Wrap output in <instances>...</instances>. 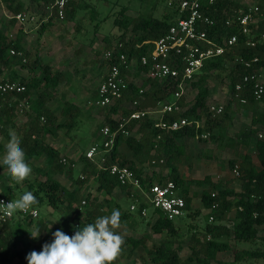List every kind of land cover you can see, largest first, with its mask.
<instances>
[{
	"label": "trees",
	"instance_id": "obj_1",
	"mask_svg": "<svg viewBox=\"0 0 264 264\" xmlns=\"http://www.w3.org/2000/svg\"><path fill=\"white\" fill-rule=\"evenodd\" d=\"M4 1L12 8L13 18L16 11L19 10L17 9L18 4L16 3L12 6L15 0ZM42 1L46 5L51 4V0ZM86 4L83 2L77 5L86 7ZM256 4L262 7L264 6V0H257ZM201 5L202 10L213 21L212 24L203 25L209 38L221 44L223 39L235 34L237 40L234 45L226 48L222 55L206 60L202 71L195 80L189 83L191 88L197 89L193 103L189 105L188 101L182 97L180 104L187 106L186 110L182 113L164 115V119L186 117L192 122L179 129L163 131L153 127L151 119L148 117L131 120L125 125V128L131 130L135 125H138L137 130L141 133L139 138L132 135L123 138L119 133L109 152L96 157L94 160L86 158L84 153L79 156L78 160L75 161L76 163L61 155L56 148L48 144L44 139L45 134L54 132V128L55 130L64 126L68 128L77 118L76 107L69 103L67 99H62L63 104L59 114L64 117L62 122H58L56 115L46 106V102L51 98V91L49 90H54L57 87L63 78L62 73L59 71L52 72L48 64H43L37 59L33 63L23 62V52L20 56L10 54L9 50L11 48L20 51V47L17 42L10 40L6 36V29L0 20V72L1 65L11 61L19 63L21 66H28L30 70L38 66L42 72V77L40 78L31 76L28 80H14L25 84V90L22 93L0 92V130L14 125L15 112L19 108L18 104L21 101H27L28 107L23 106L21 109H25L24 111L30 118L31 124L30 129L21 135V147L26 153L27 163L33 158L42 156L45 162L44 167L34 168L35 172L44 176V179L35 177L30 180L28 178L22 184H16L12 181L13 183H8L0 189V196L15 199L16 192L19 191L20 195H22L25 191H31L38 200V203L33 207L46 205L54 210L61 211L59 218L53 221L49 219L43 221L34 220L35 218L25 215L12 217L5 222H0L1 261L6 258L10 250L15 249L23 242L24 235L31 230H35L38 233L46 230L43 235V243L35 247L34 250L40 252L45 243L52 242L55 231L61 230L67 235L72 232L74 235L76 231L88 223L94 222L97 216L110 215L113 209H119L121 212V223L132 228L137 227L143 219L153 220L154 212L158 213L156 219L152 223L148 221L147 224L150 225L153 233L161 234L163 238L158 244L147 250L148 260H144L145 264H209L211 260L216 258L217 252L230 249L234 251V260H239L244 256L264 259V137H257L258 131L264 130V93L260 98H256L253 94L251 83H245L240 91H235V84L242 82L244 74H260L261 70H264V17L259 21L258 27L251 25V32L248 35H244L241 33L234 18L239 10H247L249 6L238 3L235 0H213L211 3L208 0H201ZM74 6V2L70 0L66 6L64 17L73 18ZM126 10V7H121L115 14L112 23L121 31L118 41L124 44L123 49L129 58H138L143 54L180 15L178 3L173 11L175 15L172 19L171 15L168 14L162 18L152 15L131 17L126 14ZM182 16L183 14H181ZM246 40H253L255 45L252 47L247 46L245 44ZM254 56L258 57V61L252 64L251 67H245L240 62L242 59L248 60ZM104 63L106 65V62ZM213 72H225L228 78L229 98L225 105L223 104L224 109L220 114L222 115L220 119H218L219 116L212 117L207 108V97L209 95L207 78ZM135 76L139 77V73H136ZM8 80L13 81V79ZM42 85L44 89L37 92L35 99H30V91L37 90ZM139 88H144L143 98L140 99V108L153 107L157 102L171 100L172 97L173 86L169 87L164 82L139 77L137 83L130 84L129 91L125 93L120 103L137 98ZM15 95L17 96L16 101L10 104L4 101L5 98ZM241 98L244 99V102L240 101ZM232 104L234 107L243 106L250 110V124L247 128L236 132L226 144L239 145L242 149H247L250 144H253L256 161L246 151L239 153V169L241 172L239 191L228 188L218 189L219 183H212L211 190H202V208L208 210L205 215L207 221L201 230L202 239L199 238V230L196 227L189 229L191 233L183 239L184 237H181V235L184 233H179V226L157 210L149 211L147 216H142L138 211L134 212L130 209L120 208V205L113 201L111 194L116 187L125 190V195L130 198L131 202L134 200V195L129 190V187L121 185L118 179L110 174V166L117 162L130 167L140 177L144 188H147L155 181H174L178 188L182 187L181 191L179 190V194L184 197L186 215L189 217L200 215V209L190 211L191 196L189 195V186L187 181L178 174L174 162L183 153L184 141L193 138L203 140L199 137L200 133L205 131L210 133L214 127H218L223 119L229 117L228 111ZM108 112H120V118H123L129 114V109H119L117 103V105L108 107ZM202 115H205L204 122L200 126H196L195 122L204 118ZM43 117H45L44 122L39 125L40 118ZM119 120L106 117L96 128L100 131L104 125H109L111 129H115ZM222 134L223 129L220 128L217 137L209 134L207 138L218 139ZM157 135H159L158 139H156ZM122 141L131 150L132 156L138 163L143 164L146 161L147 166H154L159 162H164V165L169 167L170 171L166 175L157 174L154 169L146 173L145 167H137L132 158H127L119 152L118 144ZM97 142L95 141L94 143ZM0 149H2L1 143ZM62 157H66L69 160L68 165L61 163ZM234 165L235 159L230 160L229 167L233 169ZM56 173L63 174L69 178L73 186L69 188L63 185L55 178ZM87 181L95 185V194L90 195L89 191L82 192V186ZM194 182L202 184L209 182V178L204 177V179ZM214 190L217 191L214 192ZM212 193H214L213 196ZM83 200L84 203H82ZM214 203L217 206L212 207ZM141 206H143V203ZM232 210L233 213L230 216ZM210 216H212V220L217 222L210 220ZM223 221H229L230 225ZM207 236L209 237L207 238ZM224 237L245 243H253L258 240L260 241V247L244 248L237 245L232 246L229 242L222 239ZM146 240L147 237L145 235H141L138 238L127 236L123 243V245L129 244L130 246L127 256H130L132 249L144 246ZM185 242H187L190 253L187 257L181 259L179 250L183 247V244L185 245ZM122 246L121 251L123 253L125 249H122ZM113 264L115 263L113 262Z\"/></svg>",
	"mask_w": 264,
	"mask_h": 264
},
{
	"label": "rangeland",
	"instance_id": "obj_2",
	"mask_svg": "<svg viewBox=\"0 0 264 264\" xmlns=\"http://www.w3.org/2000/svg\"><path fill=\"white\" fill-rule=\"evenodd\" d=\"M235 1L247 6L257 3V0ZM83 2L87 3L86 7H80L77 5L78 3L82 4ZM177 3L178 0H74L75 6L73 18L69 19L65 17L64 22L55 20L54 25L57 28L61 26V29H63V27L67 24L65 30H62L63 34L65 33L64 31H66V43L58 38L59 41L62 43L64 42L63 46L67 47L70 51L73 48L79 46V49H81V51L83 49L85 52V54L82 55V58L85 60V62L90 57H97V61L99 58L102 61L101 57L103 55L104 49L110 47L113 43L119 40L121 31L112 23V21L115 17V14L121 9V7H126V14L131 17H137L139 15H152L162 18L164 15L168 14L171 15L172 19L175 15L173 11L176 8ZM6 4L7 3L4 0H1L0 16L3 13L1 10L4 9ZM40 4L42 9H38V11H41L44 8L43 3ZM4 10L6 11V9ZM55 39H57V37L54 34L51 36L50 40L52 42ZM77 49L78 48H76V50ZM103 64L105 65L104 62ZM77 65L80 66L79 62H77ZM76 69L77 71H80L79 68ZM82 71H84V69ZM77 73L79 74V72ZM260 74L261 79L264 80V70H261ZM227 83L228 78L226 77L225 72L210 73L209 77L207 78V87L209 90L207 104L219 102L225 105L227 99L229 98V88ZM196 92L197 89L191 88L190 86L185 92L184 98L186 101H188L189 105L193 103ZM71 93H75V98L71 97ZM69 94L67 95L68 98L66 97L67 101L74 105L76 109H78L76 116L77 118L75 119L76 121L73 122L68 128L67 126H64L55 130L53 127L54 132L47 133L44 137L46 139L60 141L61 138H70L79 145L81 150L85 151L86 147L92 142L93 137H95L98 142L102 139V135L99 132H96V134L94 133V129L98 130L96 127L102 121L97 122L91 114L93 110H97L101 107L94 105L96 95L90 97L87 93H79L74 89H72ZM57 103L58 101L55 100L52 104L56 105ZM24 110H19L18 108L17 112H15L16 117L14 119V125L9 126L7 129H3L4 131L0 130V143L2 144V149H0V159H2L5 152L4 145L9 139L8 130L14 129L21 139V135L24 134L26 130L30 129V118ZM100 112L110 114L107 107L101 108ZM120 112L118 119L121 117ZM228 112L229 117L223 119L219 125L220 127H214V129L210 132L211 135L217 137L219 134V129L222 128L223 134L218 137V139L201 138L203 140H199L197 138H193L184 141L183 153L174 162L175 166L177 167L178 174L187 181L189 186V195L191 196L190 211L195 209H200L201 211V214L198 216L189 217L185 213L173 220L174 223L179 226V233H184L181 235V237H184L183 239H185L191 233L189 229L192 227H196V229L199 230V238H203L201 230L207 221L205 216L207 214V209L202 208L201 203V192L203 189L211 190L212 183H219L218 189L228 188L233 189L234 191H239L241 178L240 176L234 175L232 168L229 167V161L235 159V164H239L240 158L238 156L239 153H243V151L250 153L253 160L256 161L253 144H250L247 149H242L239 145L226 144L236 132L249 126L250 113L246 111L243 106H236V108H234L233 104L230 105ZM59 114L60 113L57 111L55 115L57 119L61 121L63 118ZM202 116H204V118L199 121L201 124L205 120V115ZM218 116V119H220L222 115ZM110 117H112V115H110ZM44 119L45 117L40 118L39 125L44 122ZM139 134L140 133L138 130L133 129V137H139ZM122 142H119L118 144V149L121 151V153L127 158H132L137 167H142V164L138 163L132 156L131 150H129L126 144ZM44 163L43 156L29 160L28 164L32 168V173L29 177L30 180L35 177L44 179V176L39 175L34 169L36 167H44ZM146 166L147 162L145 161L144 169L146 173H149L154 168L158 170L165 168V171H170L169 167L164 165V162H159L154 166H147V168ZM204 177H208L209 182H204L202 184L194 182L196 180H202ZM55 178L66 187L71 188L73 186V184H71V180L63 174L56 173ZM8 183L11 184L13 182L7 174V169L4 168L3 165H0V189ZM82 189L83 193L89 191L90 195L95 194V185H92L90 181H87L84 186H82ZM181 189L182 187L180 186V188H178V193L179 190L181 191ZM216 191L214 190V192ZM19 195L20 192H16L15 199H17ZM111 198L120 205V208H126L129 210L131 200L124 193L116 192V194L111 196ZM36 209L38 211V217L34 220L43 221L45 219H49L53 221L59 218L61 215V211L54 210L46 205L37 206ZM149 210L151 211L152 208H149ZM232 213L233 210L231 211L230 216ZM148 221H150V223L153 222V220H149L148 218L143 219L140 224L137 223L138 226L135 228L120 223V227L115 231L122 235L123 239H125L127 236L138 238L141 235H145L147 240L144 246H138L132 249L130 256H127L130 248L129 244L123 245L122 249L125 250L123 253L120 250L117 258L114 261L115 264H145L144 260H148L147 250L153 245L158 244L163 238V235L152 232L150 225L147 224ZM208 221L210 220L208 219ZM212 221L217 222L216 220ZM223 222L230 225L229 221ZM30 232L39 235L38 238L34 239ZM30 232L24 235L23 242L21 244L8 252V255L5 259L2 261L0 260V264H28L27 255L34 251L35 247H38L43 243V235L46 233V230L42 231V233L35 232V230H31ZM222 239L229 242L232 246L237 245L244 248L260 247V241L258 240L253 243H245L241 241H235L232 238L224 237ZM189 253L190 250L188 248L187 242H185V245L183 244V247L179 250V256L181 259H184L189 255ZM209 264H264V259L244 256L239 260H234V251L230 249L227 251L217 252L216 258L211 260Z\"/></svg>",
	"mask_w": 264,
	"mask_h": 264
},
{
	"label": "built area",
	"instance_id": "obj_3",
	"mask_svg": "<svg viewBox=\"0 0 264 264\" xmlns=\"http://www.w3.org/2000/svg\"><path fill=\"white\" fill-rule=\"evenodd\" d=\"M69 1L51 0V4L47 8L50 13L53 12L58 18L62 19ZM208 2L211 3L213 0H208ZM178 11L180 15L176 21L138 58H129L123 49L124 44L121 41H116L110 47L104 49L101 58L103 62H106V68L97 87L94 105L108 108L118 103L119 109H129V114L120 118V120L118 119L119 122L115 129H111L109 125H104L100 129L99 133L102 135V139L86 150V158L94 160L96 157L109 152L119 133L123 138L130 136V131L125 128V125L131 120L148 117L151 119L153 127L163 131L179 129L192 122L186 117L164 119V115L182 113L186 110L187 106L181 105L180 99L184 97L185 92L189 88V83L195 80L202 71L204 62L222 55L226 48L236 43L237 39L236 35L233 34L223 39L221 44H218L208 37L203 25L212 24L213 21L202 10L201 0H178ZM181 14H183L182 17ZM263 17L264 6L261 7L254 4L250 5L247 10H239L234 19L241 33L248 35L251 32V25L258 27V23ZM15 18L19 22H23L28 18V15L26 13H17ZM245 44L252 47L255 42L246 40ZM9 52L12 55L20 56L22 54L21 51L13 48ZM257 61L258 57L254 56L248 60L242 59L240 62L245 67H251ZM136 73H139L141 78L164 82L169 87L173 86L171 100H161L153 107L140 108L139 104L140 99L143 98L144 88H139L137 98L120 103L125 93L129 91L130 84L138 82L139 78L135 76ZM245 83H251L252 91L256 98H260L264 93V80L261 79V74H244L242 82L235 84V91H240ZM24 90V83L0 79L1 93L18 94ZM240 101L244 102V99L241 98ZM207 108L211 116L215 117L223 112L224 105L219 102L209 103ZM195 124L196 126L201 125L199 121H196ZM209 134L208 131H205L200 133L199 137L207 138ZM257 137L263 138L264 130L258 131ZM158 138L159 135H157L156 139ZM61 163L68 165L69 160L66 157H62ZM232 171L235 176L241 175L238 164L234 165ZM110 174L115 176L121 185L129 187V190L134 195V200L129 205L131 211H138L142 216H147L150 211L149 208H152L151 211L157 210L169 220H174L186 213L184 197L178 193V187L174 181H155L147 188H144L140 177L130 167L117 162L110 166ZM213 195L214 193H212ZM12 200L15 199L0 196V202L4 204ZM82 203H84V200ZM142 203L143 206L140 207ZM215 206H217L216 203L212 205V207ZM25 215L36 218L38 211L36 207H32L27 214L17 212L13 217ZM157 216L158 213L154 212L152 219H156ZM8 219L10 218L6 217L2 208H0V222H5ZM210 220H212V216H210ZM69 236H73V233L71 232Z\"/></svg>",
	"mask_w": 264,
	"mask_h": 264
},
{
	"label": "crops",
	"instance_id": "obj_4",
	"mask_svg": "<svg viewBox=\"0 0 264 264\" xmlns=\"http://www.w3.org/2000/svg\"><path fill=\"white\" fill-rule=\"evenodd\" d=\"M72 1L74 2V0ZM16 3L18 4L17 9L19 10L16 11L15 15L17 13H26L28 15V18H26V20H24L23 22H19L15 18V15L12 18V8H10L8 4H6V6L4 7L6 11L4 9L1 10L3 13L0 16V20L6 29V36L10 40L19 44V50L21 51V53H24L23 62L28 61V63H33V61L37 59V61H40L43 64H48L52 72L59 71L63 76L57 87L54 90H49L51 91V98L46 102V106L50 108V110L54 114H56L57 111L60 113L63 104L62 99H66L67 95L72 89H74L76 92L78 91L79 93L85 92L90 97L96 95L98 84L105 73L106 66L103 64L99 57L98 61L97 57H90L85 62V60L82 58V55H84L85 52L83 49L81 51V49H79V46L73 48L71 51L67 47L63 46L67 38L65 34L66 31H64L65 33L63 34L62 30H65L67 24L63 27V29H61V26L57 28L54 25V22L55 20L64 22L65 17L60 19L53 12L49 13L50 11L47 8L48 5H46L42 0H15L12 6H14V4ZM40 3H43L44 8L43 10L38 11V9H42ZM54 34L56 35L57 39L51 42V36ZM58 38H60L61 41L64 42L62 43ZM76 48L78 49L76 50ZM77 62H79L80 66L77 65ZM76 68H79L80 71H77ZM83 69L84 71H82ZM77 72H79V74ZM0 73V78L5 80L13 79L19 81V79L28 80V78L31 76H36L38 78L42 77L40 67L35 66L34 68H32V70H30L28 66H21L19 63H16L14 61H11L5 65L2 64ZM43 89L44 86L42 85L37 90H31L30 99H35L37 92L42 91ZM74 95L75 93H73L71 97L75 98ZM16 98L17 96L15 95L5 98L4 101L7 102V104H10L16 101ZM55 100H57L58 103L56 105H53L52 103ZM18 106L19 110H23L21 109V107H28V102L21 101ZM100 109L101 108L93 110L91 112L97 122L103 121L106 117H110V115H112V119L118 120L119 112L110 114L101 113ZM245 110L250 113V110L246 108ZM76 111L78 112V109ZM62 118L63 119L61 121L58 120V122H62L64 120V117ZM137 128L138 125H135L131 130H129L130 135H132L133 129L137 130ZM96 132H98V130L94 129L95 134ZM139 135H141V133ZM44 139L48 144L56 148L61 155L66 156L69 160H72L74 162L77 161L79 156L83 155L86 150L92 144H94L95 141H97L95 137H93L92 142L86 147L85 151H83L79 148V145L76 142L72 141V139L70 138H61V141L46 139L45 137ZM119 152L121 153L120 150ZM142 167H145V162L142 164ZM154 170L155 173L160 175H166L168 172L167 170L165 171V168H161V170L154 168ZM116 192H122L125 194V190L116 187L113 190L111 196L116 194Z\"/></svg>",
	"mask_w": 264,
	"mask_h": 264
},
{
	"label": "clouds",
	"instance_id": "obj_5",
	"mask_svg": "<svg viewBox=\"0 0 264 264\" xmlns=\"http://www.w3.org/2000/svg\"><path fill=\"white\" fill-rule=\"evenodd\" d=\"M8 136L0 165L7 169L12 181L22 184L30 177L32 168L26 161L17 132L9 129ZM37 203V197L31 191H25L7 204L0 202V208L6 217L11 218L17 212L27 214ZM120 218V210L113 209L110 215L97 216L94 222L88 223L73 236L57 230L53 233L52 242L45 243L42 251H32L27 255L28 264H113L124 243L122 235L115 231L120 227ZM30 233L34 239L39 236Z\"/></svg>",
	"mask_w": 264,
	"mask_h": 264
}]
</instances>
